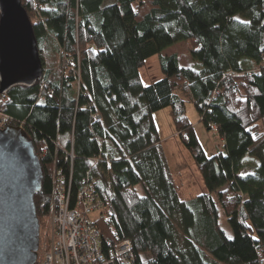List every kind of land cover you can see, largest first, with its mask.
<instances>
[{"label": "trees", "instance_id": "16d2710c", "mask_svg": "<svg viewBox=\"0 0 264 264\" xmlns=\"http://www.w3.org/2000/svg\"><path fill=\"white\" fill-rule=\"evenodd\" d=\"M22 6L43 76L0 99L41 162L35 197L41 228L56 171L72 203L87 182L94 185L107 207L96 222L104 244L129 240L136 264L264 263V0H22ZM177 43L188 46L195 64L183 67L177 54L162 55ZM154 56L163 78L146 86L141 70ZM59 60L69 62L67 71L57 68ZM188 103L224 141V152L206 155ZM164 109L203 177L204 193L191 199L181 198L169 170L155 121Z\"/></svg>", "mask_w": 264, "mask_h": 264}, {"label": "water", "instance_id": "95a60500", "mask_svg": "<svg viewBox=\"0 0 264 264\" xmlns=\"http://www.w3.org/2000/svg\"><path fill=\"white\" fill-rule=\"evenodd\" d=\"M33 24L22 0H0V95L43 76ZM44 178L33 143L18 126L0 128V264H37L35 197Z\"/></svg>", "mask_w": 264, "mask_h": 264}, {"label": "built area", "instance_id": "2783aa9c", "mask_svg": "<svg viewBox=\"0 0 264 264\" xmlns=\"http://www.w3.org/2000/svg\"><path fill=\"white\" fill-rule=\"evenodd\" d=\"M3 105L0 99L1 129L13 126ZM54 176L56 181L45 217L46 226L40 234L37 264H136L129 240L114 246L105 245L96 223L90 219L92 213L107 209L98 200L94 185L87 182L81 195L72 203L65 177L56 171ZM260 264L264 263L261 261Z\"/></svg>", "mask_w": 264, "mask_h": 264}, {"label": "rangeland", "instance_id": "374dc122", "mask_svg": "<svg viewBox=\"0 0 264 264\" xmlns=\"http://www.w3.org/2000/svg\"><path fill=\"white\" fill-rule=\"evenodd\" d=\"M173 51L179 56L182 66L193 65L194 60L192 59L189 48L185 43H178V45L174 47ZM68 63L69 62L67 60H59L57 68H64V71H67L69 65ZM141 76L143 83L146 86L163 78L158 56H154L148 60L146 66L141 70ZM159 114L160 117L157 118V122L159 123L160 134L163 135V138L165 139L164 142H162L163 149L169 163V170L173 175L176 184L179 186L180 196L185 200L196 197L200 195L199 190L201 186L204 187L201 172L190 152L183 145V142L175 131L170 109H164L160 111ZM187 115L193 123L198 139L208 157H213L217 153L225 151L224 141L219 137L215 130L209 132L204 127V125L200 122L199 114L193 103L187 104ZM248 158L249 157H246L244 160ZM247 166L252 168L255 166V162L248 160ZM137 192L140 196L144 195L142 186L137 187ZM99 218V212L92 213L90 215V219L94 223H96ZM45 226L46 222L44 220L42 228L40 229L41 235L44 232ZM222 228L228 237L233 236L232 229L224 218L222 220Z\"/></svg>", "mask_w": 264, "mask_h": 264}, {"label": "crops", "instance_id": "0c3cea01", "mask_svg": "<svg viewBox=\"0 0 264 264\" xmlns=\"http://www.w3.org/2000/svg\"><path fill=\"white\" fill-rule=\"evenodd\" d=\"M177 45H178V43H177L176 45H174V46L169 47L168 49H166L165 51H163L162 55H164V56H170V55H172V54H175V52L173 51V49H174V47H176ZM171 50H172V51H171ZM179 60H180V59H179ZM193 62H194L193 64L196 63L195 60H194ZM180 65H181V63H180ZM181 66H182V65H181ZM183 67H188V66H183ZM159 117H160V114H159V112H158L157 114H155V121H156V123H157L158 129H159V133H160L159 123L157 122V120H158L157 118H159ZM160 136H161L162 142H164L165 139L163 138V135L160 134ZM173 178H174V177H173ZM204 191H205V187L201 186V188H200V190H199L200 194L204 193Z\"/></svg>", "mask_w": 264, "mask_h": 264}, {"label": "snow or ice", "instance_id": "6c2138e0", "mask_svg": "<svg viewBox=\"0 0 264 264\" xmlns=\"http://www.w3.org/2000/svg\"><path fill=\"white\" fill-rule=\"evenodd\" d=\"M243 23V22H242ZM229 239H232V237H229Z\"/></svg>", "mask_w": 264, "mask_h": 264}]
</instances>
